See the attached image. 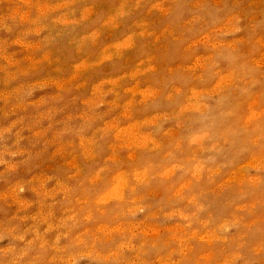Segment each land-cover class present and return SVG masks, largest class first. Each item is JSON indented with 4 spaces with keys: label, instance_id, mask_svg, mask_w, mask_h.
<instances>
[{
    "label": "clouds",
    "instance_id": "clouds-1",
    "mask_svg": "<svg viewBox=\"0 0 264 264\" xmlns=\"http://www.w3.org/2000/svg\"><path fill=\"white\" fill-rule=\"evenodd\" d=\"M0 264H264V0H0Z\"/></svg>",
    "mask_w": 264,
    "mask_h": 264
}]
</instances>
